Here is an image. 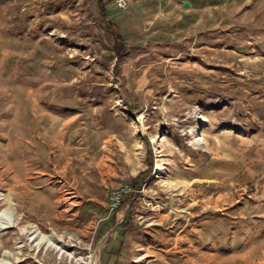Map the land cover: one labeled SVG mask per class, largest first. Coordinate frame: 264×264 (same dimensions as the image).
<instances>
[{
  "label": "rangeland",
  "instance_id": "374dc122",
  "mask_svg": "<svg viewBox=\"0 0 264 264\" xmlns=\"http://www.w3.org/2000/svg\"><path fill=\"white\" fill-rule=\"evenodd\" d=\"M103 1L0 0V260L264 264V0Z\"/></svg>",
  "mask_w": 264,
  "mask_h": 264
},
{
  "label": "crops",
  "instance_id": "0c3cea01",
  "mask_svg": "<svg viewBox=\"0 0 264 264\" xmlns=\"http://www.w3.org/2000/svg\"><path fill=\"white\" fill-rule=\"evenodd\" d=\"M183 1H186L189 5L192 4V2L190 0H180V2H182V3H183ZM155 2H157V4H159L158 9L160 8V10L163 13H166V15L167 14L170 15V14L174 13L176 18L180 17V13L176 10L178 0H131V8L137 9V11L138 10L143 11L142 12L143 13L142 19H143V24L145 26L149 27L152 24H154V20H155L156 15H155V11H153L152 8H153ZM102 4H103V8H104V1L103 0H102ZM191 9L193 10V8H191ZM104 11H105V9H104ZM120 19H121V23L123 24V26L130 27L133 30L139 29V27H140L138 24H135V22H134L135 19L133 20L131 13H129V9H128V11L127 10L123 11L122 15H120ZM188 19L189 20L186 21V24L187 25L193 24L192 21H194L195 18L190 16ZM196 21H197V19L195 20V22ZM167 33H168V29L166 27L162 28L160 30L161 35H165Z\"/></svg>",
  "mask_w": 264,
  "mask_h": 264
},
{
  "label": "built area",
  "instance_id": "2783aa9c",
  "mask_svg": "<svg viewBox=\"0 0 264 264\" xmlns=\"http://www.w3.org/2000/svg\"><path fill=\"white\" fill-rule=\"evenodd\" d=\"M115 5L119 8H124L129 0H113ZM128 188H112L108 192V207L109 209H115L120 201L122 195L127 193Z\"/></svg>",
  "mask_w": 264,
  "mask_h": 264
},
{
  "label": "trees",
  "instance_id": "16d2710c",
  "mask_svg": "<svg viewBox=\"0 0 264 264\" xmlns=\"http://www.w3.org/2000/svg\"><path fill=\"white\" fill-rule=\"evenodd\" d=\"M96 5H97V8H98V11H99V15H100V17H101V19L103 20V21H106L107 22V30L108 31H112L113 32V41H114V44H115V42H119L118 43V47L120 48H122V46H124V42H122L121 41V37H120V34L117 32V30H116V27H115V25L112 23V22H108L107 21V19H106V14H105V11H104V8H103V4H102V0H96ZM115 46V49H117L116 47V45H114ZM117 54V53H116ZM120 53L118 52V54L117 55H119Z\"/></svg>",
  "mask_w": 264,
  "mask_h": 264
},
{
  "label": "bare ground",
  "instance_id": "6f19581e",
  "mask_svg": "<svg viewBox=\"0 0 264 264\" xmlns=\"http://www.w3.org/2000/svg\"><path fill=\"white\" fill-rule=\"evenodd\" d=\"M193 143V142H192ZM194 145H197V143H193ZM155 169H156V166H155ZM2 219L4 220V222L6 223V225L4 226H9L10 223H11V220H9L7 217L5 216H2ZM5 257V255H4ZM7 262L5 261V259L2 257L1 260H0V264H6Z\"/></svg>",
  "mask_w": 264,
  "mask_h": 264
},
{
  "label": "water",
  "instance_id": "95a60500",
  "mask_svg": "<svg viewBox=\"0 0 264 264\" xmlns=\"http://www.w3.org/2000/svg\"><path fill=\"white\" fill-rule=\"evenodd\" d=\"M184 6L185 5H187V2L186 1H183V3H182ZM108 21L110 22L111 20L110 19H108Z\"/></svg>",
  "mask_w": 264,
  "mask_h": 264
}]
</instances>
